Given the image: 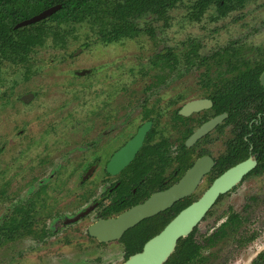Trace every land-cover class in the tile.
Segmentation results:
<instances>
[{
    "label": "flooded vegetation",
    "instance_id": "obj_1",
    "mask_svg": "<svg viewBox=\"0 0 264 264\" xmlns=\"http://www.w3.org/2000/svg\"><path fill=\"white\" fill-rule=\"evenodd\" d=\"M251 1L259 0H178L165 14L118 15L124 0H108L107 13L61 17L55 4L0 31V264H125L245 162L252 167L171 256L190 239L192 264H227L214 249L256 239L239 234L249 202L201 227L225 197L264 175V43L246 35L211 47L190 33L154 49L163 43L154 25L185 2L191 21L215 23ZM128 42L138 48H123ZM184 183L188 192L167 207L137 212Z\"/></svg>",
    "mask_w": 264,
    "mask_h": 264
},
{
    "label": "rangeland",
    "instance_id": "obj_2",
    "mask_svg": "<svg viewBox=\"0 0 264 264\" xmlns=\"http://www.w3.org/2000/svg\"><path fill=\"white\" fill-rule=\"evenodd\" d=\"M261 2V0L257 2L251 1L242 13H233L229 18L215 23L208 21L207 18L203 20V23L201 21H191L188 17L189 3L185 2L171 11L170 19L166 25L164 23L163 25L162 23L154 25L155 31L163 32V36H159L162 38L163 43H158L160 39H157L154 49L157 47L161 48L162 46H173L178 37L183 39L191 34L203 37L204 40L209 41L207 45L211 47H213L215 42L218 44V42H226L233 37H244L246 35L249 36V42L262 44L264 43V8L261 9ZM211 13V11L208 12V14ZM238 14H244L245 19L242 20V23H235L232 20V17H237ZM212 30H220L224 34H218L216 38L210 39L209 32ZM252 32L258 33L251 35ZM122 47L128 50L131 49V51H135L138 48L132 42H128ZM253 196L256 197V200H252ZM246 202H249V209L247 210L249 221L246 222L239 234L245 235L247 233L249 235L251 232L256 231L258 235L254 241L240 246L236 244V241L233 242L232 240L220 244L217 249H214L215 255L219 259L218 261L226 257L227 264H249L264 249V175L263 177L251 178L233 194L225 197L219 207L215 209L213 215L202 225L201 230L204 227L208 229L212 219L215 220L219 216H224L229 206L234 207L235 210H241L244 208Z\"/></svg>",
    "mask_w": 264,
    "mask_h": 264
},
{
    "label": "water",
    "instance_id": "obj_3",
    "mask_svg": "<svg viewBox=\"0 0 264 264\" xmlns=\"http://www.w3.org/2000/svg\"><path fill=\"white\" fill-rule=\"evenodd\" d=\"M56 9L57 7L45 10L41 14L22 22L20 26L49 16L54 13ZM261 80L264 85V74L262 75ZM251 167L252 163L245 162L226 172L215 182L202 199L181 211L158 235L145 244L141 252L131 256L125 264H164L174 252L178 239L186 237L192 231L193 227L215 201L219 193L235 184L242 174L246 173ZM183 186H186V183L182 184L180 188H173L170 192L165 193V195L154 197L148 203V206L142 207V209L137 212L148 209L149 212H151L153 208L159 209L167 207L173 201L179 199L188 192ZM145 214L146 211H142L138 215H133L132 219L125 225H123L122 222H120V225L125 229L128 226L133 225L139 217Z\"/></svg>",
    "mask_w": 264,
    "mask_h": 264
},
{
    "label": "trees",
    "instance_id": "obj_4",
    "mask_svg": "<svg viewBox=\"0 0 264 264\" xmlns=\"http://www.w3.org/2000/svg\"><path fill=\"white\" fill-rule=\"evenodd\" d=\"M108 0H0V31L6 26L28 18L41 10L62 4L63 8L56 16L61 17L65 9H83L82 13L78 10H69V13L87 16L90 14L107 13L105 4ZM178 0H124L114 9V14L126 15L130 10L136 9L139 14L145 11L165 14L169 7L175 5ZM200 5H205L213 0H198ZM221 6H226L232 0H215ZM223 2V4L221 3ZM254 239V238H253ZM197 252V245L192 240L180 241L175 253L165 264H192ZM249 264H264V249L260 251Z\"/></svg>",
    "mask_w": 264,
    "mask_h": 264
}]
</instances>
